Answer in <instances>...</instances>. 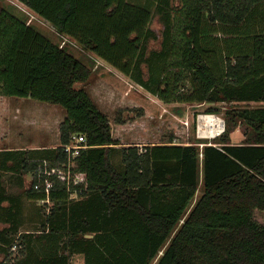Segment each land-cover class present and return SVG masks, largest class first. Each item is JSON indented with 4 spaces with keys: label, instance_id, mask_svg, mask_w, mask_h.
<instances>
[{
    "label": "trees",
    "instance_id": "1",
    "mask_svg": "<svg viewBox=\"0 0 264 264\" xmlns=\"http://www.w3.org/2000/svg\"><path fill=\"white\" fill-rule=\"evenodd\" d=\"M18 1L165 103L228 105L225 131L202 150L172 140L118 148L108 115L85 89L75 88L90 79L92 67L1 9L0 96L66 112L60 146L0 151L4 260L18 239L25 244L19 264H70L74 254H83L85 264H264V223L256 217L264 213V105L241 104L264 102V35L244 30L264 0H179L175 10L168 9L169 0ZM155 1L165 30L162 49L147 56ZM211 29L234 35L235 42L210 43ZM205 113L221 109L210 106ZM115 121L125 123L121 110ZM236 130L245 136L239 144L232 142ZM73 134H84L89 147L70 161L62 146ZM42 160L69 165L71 177L82 182L68 186L58 179L51 206L40 208L41 223L21 233V209L3 172L31 177ZM34 183L27 198L46 199ZM74 192L77 199H71Z\"/></svg>",
    "mask_w": 264,
    "mask_h": 264
},
{
    "label": "rangeland",
    "instance_id": "2",
    "mask_svg": "<svg viewBox=\"0 0 264 264\" xmlns=\"http://www.w3.org/2000/svg\"><path fill=\"white\" fill-rule=\"evenodd\" d=\"M150 1L153 0H129V2L137 4H146ZM169 1L168 9L175 10L181 6L179 0ZM156 4V1L152 4L153 18L150 23V29L154 33V38L148 42L147 56H149L151 51H160L162 49L165 21L163 15L158 12ZM1 9L8 10L19 19L35 27L59 46L65 47L73 55L92 67L93 74L90 79L85 83H76L75 88L85 89L99 109L108 115L113 135L121 143L119 146L140 145L139 148L142 149L146 146L157 145L172 140L178 144H195L202 150L205 142H210L211 140L213 142L214 138L212 136L215 133L211 136L209 135L210 138L204 140L197 137L198 116L204 114L210 106H219L221 113L217 116L223 120L225 106L228 104L165 103L141 86L135 84L114 67L96 57L93 53L85 50L73 38L62 35L60 34L61 32L58 33L59 31L52 24L18 0H0ZM256 14V18L251 19L250 23L244 26V30H249V34L259 33L264 35V2L257 6ZM233 37L234 35L218 33L212 29L208 31L209 42H213L218 46H224L226 43L233 44L235 42L232 41ZM248 39V36L244 37V40ZM142 67L144 78L148 79V65L143 64ZM0 102L10 106L8 107V111L3 110L0 112V138H2L0 147L16 148L19 144H8V142L12 140L17 143L19 138H21L19 140L20 143L28 141L26 147H37L45 145L44 142L49 141L50 138L54 139L52 135L55 136V142L46 144V146L51 148L57 147L59 142L54 121L59 123L61 119L63 120L66 117L65 111L61 107L40 104V102L28 98L18 100L4 96H0ZM241 104L253 107L262 106L264 102ZM16 106H19L20 110ZM119 110H121L122 118L125 120L124 124H119L115 121ZM218 135L215 136L217 137ZM231 136L234 144L241 143L245 138L240 130H236ZM34 157L39 158L41 154H35ZM116 160L119 161V157ZM9 164L13 166V163ZM3 179L8 194L15 197L16 203L20 206L19 230L22 231L21 233L36 228L41 223L42 213L40 212V208L44 205L27 198L26 190L30 184V177L20 171L6 169L3 172ZM201 192L202 189L199 188L195 201ZM5 205L8 206L9 204L5 203ZM256 217L260 222L264 223V213H256ZM7 226V224H0V229ZM21 233H19V236ZM17 241L19 243L18 249L11 251L10 248L8 257L5 259V264H19L25 258L23 254L25 244H22V241L18 239ZM3 260L4 254L0 253V262ZM70 264H85L84 255L74 254L70 260Z\"/></svg>",
    "mask_w": 264,
    "mask_h": 264
},
{
    "label": "built area",
    "instance_id": "3",
    "mask_svg": "<svg viewBox=\"0 0 264 264\" xmlns=\"http://www.w3.org/2000/svg\"><path fill=\"white\" fill-rule=\"evenodd\" d=\"M217 120L219 122L216 123L214 127H218L219 130L214 134L212 138L216 137L215 135H220L225 131V121L216 114H200L198 116L197 137L203 140L206 138H210V134L207 133V130L212 127L211 122H216ZM88 147L89 146L87 144V139L84 134H73L71 136L70 143L62 146V150L67 154L68 159L71 161L72 159L80 156L82 151L86 150ZM60 178H65L67 180L68 186L70 185V183H73L74 186H77L82 182V179L80 177H71L69 165L67 167H59L51 165L48 160H42L41 162H39L37 168L30 177L31 182H33V180L35 181V183L32 185L33 188L41 193L46 194V199L38 201L39 203L43 205L47 204L48 206L52 204L50 201V194L55 187L56 181ZM77 198V192L71 194V199ZM47 211L49 213V207ZM18 247L19 244L16 242L12 246L11 251H15L16 249H18ZM5 262L6 261L4 260V264Z\"/></svg>",
    "mask_w": 264,
    "mask_h": 264
},
{
    "label": "crops",
    "instance_id": "4",
    "mask_svg": "<svg viewBox=\"0 0 264 264\" xmlns=\"http://www.w3.org/2000/svg\"><path fill=\"white\" fill-rule=\"evenodd\" d=\"M4 97H6V96H4ZM6 98H16V99H18V100H20V99H27V98H17V97H6ZM28 99H30V98H28ZM39 102V101H38ZM40 104H48V103H43V102H40ZM50 105H52V104H50ZM53 106H57L58 107V105H53ZM8 107H10V106H8L7 104H5V103H3V102H0V112L1 111H8ZM60 107V106H59ZM16 108L17 109H19L20 110V108H19V106H16ZM65 111V110H64ZM66 113V112H65ZM55 119H57L55 116H53ZM53 117H52V120H53ZM64 120V119H63ZM63 120L61 119V122H59V123H57L56 121H54L55 122V130H56V132H57V137H58V142H59V144L58 145H60V139H59V126H60V124L63 122ZM47 121H49V120H47ZM50 127V126H49ZM46 129V128H45ZM2 132V131H1ZM56 134V133H55ZM53 137H54V139H49V141H45L44 143H45V145H40V146H37V147H30V148H28V147H26L27 146V143H28V141H25V140H22V141H25L24 143H20V141L19 140H21V138H19L18 139V142L16 143V142H14V141H12V140H10L9 142H8V144H19V146L18 147H16V148H6V147H0V151H3V150H23V151H32V150H39V149H45V148H51V147H47L46 146V144H50V143H53V142H55L54 140H55V136L54 135H52ZM114 136V135H113ZM115 138V137H114ZM2 138H0V141H2L1 140ZM115 139H117L118 140V138H115ZM43 143V144H44ZM22 144H24L23 146H22ZM57 145V146H58ZM140 146V145H139ZM119 147H124V146H118V148ZM29 149V150H28Z\"/></svg>",
    "mask_w": 264,
    "mask_h": 264
},
{
    "label": "bare ground",
    "instance_id": "5",
    "mask_svg": "<svg viewBox=\"0 0 264 264\" xmlns=\"http://www.w3.org/2000/svg\"><path fill=\"white\" fill-rule=\"evenodd\" d=\"M218 122H219L218 120H217L216 122H211L212 127H210V128L207 130V133H208V134L213 135L214 133H216V132L219 130L218 127H217V128L214 127V125H215L216 123H218ZM212 137H213V136H212Z\"/></svg>",
    "mask_w": 264,
    "mask_h": 264
}]
</instances>
